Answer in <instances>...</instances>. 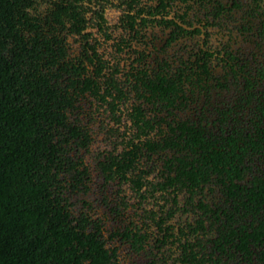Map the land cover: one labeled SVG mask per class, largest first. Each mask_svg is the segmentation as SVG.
Here are the masks:
<instances>
[{
  "label": "flooded vegetation",
  "instance_id": "obj_1",
  "mask_svg": "<svg viewBox=\"0 0 264 264\" xmlns=\"http://www.w3.org/2000/svg\"><path fill=\"white\" fill-rule=\"evenodd\" d=\"M85 6L89 38L70 40L97 48L89 73L102 69L124 96L110 104L84 99L79 126L88 145L79 158L87 174L69 195L75 217L85 214L90 230L101 229L107 264H195L197 253L202 264H264V246L249 245V255L244 245L229 250L227 240H218L233 202L216 176L197 186L178 172V149L194 131L227 151L235 139L244 147L249 136L263 134L264 0H86ZM254 153L241 166L240 185L249 189L264 180V150ZM124 157L126 177L125 169H104ZM254 219L262 227L254 215L247 226Z\"/></svg>",
  "mask_w": 264,
  "mask_h": 264
},
{
  "label": "trees",
  "instance_id": "obj_2",
  "mask_svg": "<svg viewBox=\"0 0 264 264\" xmlns=\"http://www.w3.org/2000/svg\"><path fill=\"white\" fill-rule=\"evenodd\" d=\"M85 2L0 0V264L109 261L101 229L90 230L85 214L75 217L69 195L87 174L79 158L88 145V134L79 126L84 99L107 104L109 98L115 103L124 96L116 79L105 77L102 69L89 73L97 48L89 41L78 48V40H70L89 38L84 34L89 24ZM101 66L105 69L103 62ZM260 110L264 117V105ZM75 112L78 118H72ZM240 142L235 139L227 151L194 131L178 149V172L197 186L216 176L217 186L230 191L233 205L222 214L226 218L219 224L218 240H227L229 250L244 245L253 255L249 245L264 246V180L255 179L251 189L240 185L246 175L241 166L249 158L252 163L260 147L264 150V132L242 141L244 147ZM113 159L104 169L111 173L114 165L125 169L126 177L127 158ZM250 215L262 217V227H254L255 219L247 226ZM213 224L217 227L218 221ZM262 255L261 260L264 251ZM199 257L194 255L193 263L202 264Z\"/></svg>",
  "mask_w": 264,
  "mask_h": 264
},
{
  "label": "rangeland",
  "instance_id": "obj_3",
  "mask_svg": "<svg viewBox=\"0 0 264 264\" xmlns=\"http://www.w3.org/2000/svg\"><path fill=\"white\" fill-rule=\"evenodd\" d=\"M240 125H241L242 127H246V128H245L246 130H248V127L250 126V125H249V122L247 123V121H243V122H241ZM229 128H230V127H229Z\"/></svg>",
  "mask_w": 264,
  "mask_h": 264
}]
</instances>
